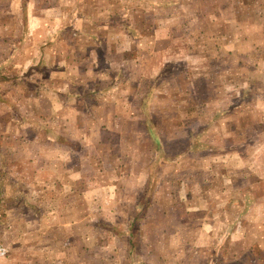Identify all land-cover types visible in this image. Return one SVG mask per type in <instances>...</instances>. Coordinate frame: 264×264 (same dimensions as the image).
<instances>
[{
	"label": "rangeland",
	"instance_id": "obj_1",
	"mask_svg": "<svg viewBox=\"0 0 264 264\" xmlns=\"http://www.w3.org/2000/svg\"><path fill=\"white\" fill-rule=\"evenodd\" d=\"M261 26L264 0H0V264H264Z\"/></svg>",
	"mask_w": 264,
	"mask_h": 264
},
{
	"label": "crops",
	"instance_id": "obj_2",
	"mask_svg": "<svg viewBox=\"0 0 264 264\" xmlns=\"http://www.w3.org/2000/svg\"><path fill=\"white\" fill-rule=\"evenodd\" d=\"M227 7H228V5H227ZM253 34L256 35L255 38L256 37H262L263 34H264V32L262 30V26H261V28L259 30H256ZM247 41H248L247 43L250 42L249 40H247ZM261 43L262 42H257V40H256V41L250 42V45L252 46V48L254 50V49L259 48V46L262 45ZM241 109H242V106H241ZM254 113L256 114L255 117H254V120H253V122L251 124H249L250 125L249 127H251V129H253V130H250V131L254 132L253 136H251L249 134L250 131H247V132L244 133V130L246 129L245 128V124L247 122V119L249 118V116H247V115H242V117H241V119L245 122V124H243L242 127H241V129H242L241 132H243V134H244L243 137H242V139L244 140L243 143H246L248 145H251L253 143L257 144V145L258 144L262 145V149L260 150V152L262 151L261 155L259 156V158H256V156H255V161H257L259 163V170H258L259 172H255V175L258 177V179H256L257 181H255V184H254V189H255L254 191L257 192V194H255V198H256L258 195L264 194V184H262L261 183V179H259V178L263 177V175H262L263 170H262L261 166H262V161L264 159V154H263L264 153V135H263L264 134V106L261 107L260 111L254 112ZM55 139H56V141H58V138H55ZM61 140L64 142L65 138L62 137ZM132 214H134V212ZM162 215H164V214L162 213ZM240 222H241V220H239V223ZM130 223H131L130 220H128L127 223H126V227H125L126 231L125 230L124 231H120L122 233H119V234L115 233L116 235H118L117 239H119V238H123L124 239V242L126 244V248L128 247V251L133 246V243H134L133 239L136 238L137 235H139V234H135L134 235L133 232H131V233L128 232L127 229L130 228ZM234 233H235L234 231L231 232V236ZM142 237H143L142 241H144V239H148V240L152 239L151 243L143 242V244H142L143 247L145 248L146 252L156 251V253H158L159 256H160V254L163 253L164 250H166V246H165L166 234L165 233L159 232L156 235H153V236H150V237H148L146 235H143ZM145 241H147V240H145ZM187 246H188V240H187V243L185 245L184 251L187 249ZM238 250L241 251V249H238ZM181 255L184 256V258L187 257V254H185V255L182 254V251L180 250L179 251V255L177 256L179 258H177V260L174 262V264H189V263H186L182 258H180ZM146 264H165L164 256H161L160 258L157 257L155 260H147Z\"/></svg>",
	"mask_w": 264,
	"mask_h": 264
},
{
	"label": "built area",
	"instance_id": "obj_3",
	"mask_svg": "<svg viewBox=\"0 0 264 264\" xmlns=\"http://www.w3.org/2000/svg\"><path fill=\"white\" fill-rule=\"evenodd\" d=\"M4 253V249L0 246V255Z\"/></svg>",
	"mask_w": 264,
	"mask_h": 264
}]
</instances>
